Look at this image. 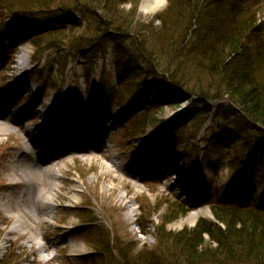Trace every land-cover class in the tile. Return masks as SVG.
Wrapping results in <instances>:
<instances>
[{
    "label": "rangeland",
    "instance_id": "rangeland-1",
    "mask_svg": "<svg viewBox=\"0 0 264 264\" xmlns=\"http://www.w3.org/2000/svg\"><path fill=\"white\" fill-rule=\"evenodd\" d=\"M142 1H137L134 13L132 7L128 10L117 8L116 13L120 19L129 23L126 26L128 29L110 30L107 42L102 44L92 63L85 54H80L74 59L64 58L67 52L63 51V48L53 47L38 53L29 43L27 36L29 32L35 34L38 31H46V28L55 24V21H62L64 17L71 19L77 17L74 6L63 7L67 0H53L48 7L38 10L30 8L35 4L30 0H0V21L3 19L4 22L11 15L15 16L14 14L18 13L28 14L27 17L33 21L31 27L12 21L0 25V44L9 40L7 43L13 46L11 59L5 58L0 63V83L7 82V87L1 92L12 91L14 94L12 99H16L13 101L15 108H18L17 112L29 116L22 123L32 131V135L40 136L39 133H46L52 136L54 131L50 126L47 131L37 130L42 123V120L35 119L37 110L51 113L55 118L60 114L61 117L57 118L61 120L60 123L65 118L75 122L77 115L79 118L88 117V110L86 112L85 109L87 107L89 109L90 105L103 107L101 114L108 115L105 110H109V115L116 116L122 113L123 109H113L112 100L104 97L106 92L110 95L118 94L120 102H126L134 92L140 90L134 106L126 107L127 111L122 113L126 117L124 121L110 125L104 123L108 126V132L117 131L116 138L113 139L117 140L114 142L115 145L113 144L114 148H111V158L104 160L102 151L90 146L61 153L57 161L61 163L59 172L56 173L57 187L46 200L52 212L48 217L44 214L40 216L45 222L44 229L42 226L44 234L38 231L31 239L27 234L20 235L24 230L11 233L15 225L16 213L13 212L12 206L11 212L7 211L5 202L9 198H14L18 190L10 187L15 180L7 171L9 157L4 155L9 152L4 145L7 139L4 135L0 136V264L4 257H6L5 264H81L85 258L92 256L94 250L104 255H110L112 252L111 264H134L132 260L137 261L136 258L149 251L167 258L165 263L175 264L178 261V252L172 250L169 241L165 240L157 249L158 241H161L160 235L163 233L158 228L172 203L181 202L188 206L189 212L184 215L185 218L196 215L192 223L178 225L185 219L181 216L166 225L167 232L177 233L182 229H193L200 219H209L210 215L205 210H208L209 196L213 193L211 188L215 184L223 185L222 195H229L230 198L231 195L251 197L255 193L258 180L251 170L243 174L241 181L244 183H239L240 180L228 183L230 176L234 175L238 168L239 161L236 159L239 156L238 152L244 154L245 149L241 151L237 146L234 148V137L226 129L224 121L219 128V121L215 120L213 115L197 129L189 128L187 133H184L182 128L190 118L180 125L178 115L189 103L181 102L184 98L177 88L170 87L166 74L153 67L146 57L134 51L132 40L126 35H140L143 32L140 28L146 27L150 20H154L166 8L146 19L137 11V6L142 5ZM261 1L264 4V0ZM260 9L259 17L264 19V5ZM97 13L101 15L100 12ZM139 23L140 26L137 27ZM11 33L19 38L14 42L19 41L18 45H12ZM120 36L124 38H119ZM108 40H115L119 45ZM117 51L127 53V57L122 59V64L117 61ZM21 63H24L25 69L28 70L24 76L14 69ZM185 73L194 79L206 80L205 75L196 73L193 68L189 67ZM82 75H86V78L84 79ZM12 77H15L13 81H11ZM22 79H27L31 84L29 89H22L20 84ZM131 79H135V82L120 93V87ZM187 82L190 84L191 80ZM100 83L106 85V92L98 90V86L103 89ZM97 94H101L102 97L98 98ZM91 95L90 101H87L86 99ZM37 102L38 106L35 105ZM48 104H51L50 107L45 108L44 106ZM71 106H77L76 116L66 112ZM138 108L152 111L153 115L149 116L146 122L137 123L138 126L136 125L137 127L135 126L131 131L137 136L132 139L126 132L140 112ZM7 116L12 117L9 121L10 125L18 126L15 125L18 123V117L10 114ZM150 121L158 124L150 126ZM59 128L61 130L60 125ZM168 129L175 134L181 133V147L188 148L185 152H172V148L169 147ZM138 131L142 132L140 136ZM121 133H124L126 139L119 141ZM262 136L259 141H264V135ZM7 143L12 144L9 140ZM149 144L164 145L158 149V152L168 154V160L165 158L162 162H172L176 169L175 173L170 175L166 168L160 169V165L155 166L156 171L148 173L150 163L143 166L134 164L136 154ZM226 149H229L227 153H225ZM254 156L255 158L250 162L251 169L256 168L261 162L260 154ZM34 158L35 156L28 158L29 164L34 162L32 161ZM147 161L150 162L151 157ZM110 162L115 163V166L111 167ZM37 171L39 170H36V173ZM206 184H208L207 188H205ZM40 187L43 188L41 190L48 187L46 179ZM120 195L122 198L118 200L117 196ZM253 197L257 200L264 199L263 189L259 188ZM84 211H89L86 212L89 214L87 220L100 221L97 222L99 227L96 229L103 228V232L99 235H93L95 232L88 234L90 227L79 224V221H86L81 219ZM142 223L147 224L144 233L138 228V224ZM123 246L127 255L121 252L119 257L117 253Z\"/></svg>",
    "mask_w": 264,
    "mask_h": 264
},
{
    "label": "trees",
    "instance_id": "trees-1",
    "mask_svg": "<svg viewBox=\"0 0 264 264\" xmlns=\"http://www.w3.org/2000/svg\"><path fill=\"white\" fill-rule=\"evenodd\" d=\"M30 1L35 2L30 8L37 10L53 3V0ZM137 1L130 0L132 13ZM124 2L129 0H67L63 7L74 6L77 18L50 26L31 36L29 42L37 51L63 48L66 58L86 53L94 63V56L110 30L128 29L129 23L116 13ZM260 10V5L254 8L250 0H167L164 12L155 17L160 20L159 25H154L155 19L150 20L146 27L140 28L143 30L140 35H126L132 40L134 51L165 72L168 80L186 96L197 98L178 122L181 125L190 118L182 128L184 133L189 128L197 129L207 120L211 102L225 99L226 103L217 106L214 119L219 121V128L224 121L234 137V148L243 151L263 137L264 24L258 23ZM110 41L119 45L115 40ZM116 55L120 64L127 57L124 51H117ZM189 67L205 75L206 80L187 76L185 70ZM134 82L131 79L124 88ZM148 113V110L142 113V122L147 121ZM181 141L178 139L177 143ZM238 155L242 154L238 152ZM210 209L217 223L201 220L193 229L171 233L166 231V225L186 212L182 205L172 203L158 228L163 233L157 249L162 242L169 241L172 250L178 252L175 264H264V211L254 204L236 206L219 201L212 203ZM86 212L89 211L82 213V219L89 217ZM142 224L139 227L145 230L146 225ZM101 229H94L93 235L104 231ZM121 252L127 255L125 246L119 249L120 257ZM136 259L132 260L134 264H168L167 258L158 260L150 251ZM2 261L5 264L6 257ZM111 261L110 255L96 251L82 264H111Z\"/></svg>",
    "mask_w": 264,
    "mask_h": 264
},
{
    "label": "bare ground",
    "instance_id": "bare-ground-1",
    "mask_svg": "<svg viewBox=\"0 0 264 264\" xmlns=\"http://www.w3.org/2000/svg\"><path fill=\"white\" fill-rule=\"evenodd\" d=\"M150 2H152V0H143L142 5ZM23 68L24 63L17 64L14 67L16 70ZM20 84L23 90H27L31 86L27 79H22ZM1 97L2 96H0V98ZM0 104L4 105V109L2 113H0V136L4 135L6 136V141L9 140L12 142V144L6 143V147L9 152L4 154L5 156L9 157L7 164L8 175L15 180L11 183L10 187L12 189L18 190L14 198L7 197L9 199H7L5 202L7 206L6 210L11 212L10 207L12 206L11 208L14 209L13 212L16 213L15 225L11 230V233L24 230L22 233H20V235L27 234L29 235V239H31L35 233H38V231H40V234H44L45 232L43 230L45 222L40 216L44 214V216L48 217L52 212L51 207H49L46 202V199H48L49 195H51L53 190H55L57 187L58 177L56 176V173L59 172L58 169L61 167V163L57 161L60 159L62 152L70 150V148H64L60 152L54 151L49 153V147H54L57 149L56 147H58L62 141H67L68 138L66 137L67 134L66 136L55 135L53 138L50 137L48 142H46L48 144H46L44 140L41 139V137L32 135V131L27 126L23 125L22 122L18 121V123L15 124H18V126L15 127L9 124L8 119H11L12 117L8 118L7 114H9V108L11 107L12 101L0 99ZM35 105L38 106L39 103L37 102ZM50 105L51 104H48L44 107H50ZM34 116H36L35 119L42 120L41 125L37 129L39 131H47L49 129V123H53L55 121V115L52 117L51 113H46L44 111L37 110ZM109 118L110 119L103 118L102 127H100V130L104 129V123H109L112 120L111 117ZM84 120L86 122L95 124L92 119L86 118ZM115 122L118 123L121 122V120L116 119ZM96 126L97 125L87 129H94ZM60 127L63 131H65L67 124L65 125V123H63ZM73 134L74 137L77 138L73 142V144L76 145H78L77 143H84V141H88L93 137L99 142L98 131L82 129L76 131L75 133L73 132ZM37 151L41 154V156L37 158V162H30L32 164H29L28 158H33ZM67 153H69V151ZM87 154L90 155L89 152H87ZM107 158H111V156L105 152L104 160H107ZM112 160L113 159H110V161ZM110 163L111 167L115 166V163ZM163 168H166L170 175L175 173L176 170L173 164L161 162L160 169ZM36 170L39 171L36 173ZM106 172L108 173L109 170ZM45 179L47 181L48 187L45 190H41L43 188L40 186L43 184ZM121 198V195L117 196L118 200ZM27 208L29 210H27ZM195 218V214L194 217L188 216L183 221H180L178 225L192 223ZM39 249H41V246H39Z\"/></svg>",
    "mask_w": 264,
    "mask_h": 264
},
{
    "label": "clouds",
    "instance_id": "clouds-1",
    "mask_svg": "<svg viewBox=\"0 0 264 264\" xmlns=\"http://www.w3.org/2000/svg\"><path fill=\"white\" fill-rule=\"evenodd\" d=\"M167 0H152V2L144 4V5H138L137 11L140 12L145 16V18H150L153 16L157 11H160L162 8L166 7ZM122 9L128 10L132 7V4L129 0V2H124L119 5ZM154 23L156 25L160 24L159 19H155Z\"/></svg>",
    "mask_w": 264,
    "mask_h": 264
}]
</instances>
